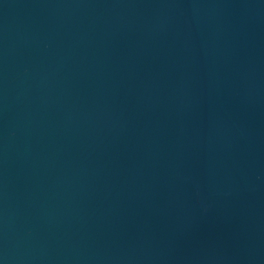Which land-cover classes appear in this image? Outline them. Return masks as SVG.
<instances>
[{"label":"water","instance_id":"95a60500","mask_svg":"<svg viewBox=\"0 0 264 264\" xmlns=\"http://www.w3.org/2000/svg\"><path fill=\"white\" fill-rule=\"evenodd\" d=\"M0 264H264V0H0Z\"/></svg>","mask_w":264,"mask_h":264}]
</instances>
